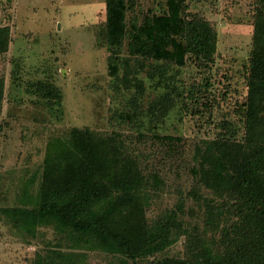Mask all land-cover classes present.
<instances>
[{
    "label": "rangeland",
    "instance_id": "obj_1",
    "mask_svg": "<svg viewBox=\"0 0 264 264\" xmlns=\"http://www.w3.org/2000/svg\"><path fill=\"white\" fill-rule=\"evenodd\" d=\"M184 2L185 18H203L217 32L215 61L206 66L189 56L184 67L170 72L173 105L163 117L153 106L163 89L141 72L146 81L139 97L143 113L129 125L119 117L130 111L135 92L109 75L106 0H0V29L9 30L7 48L0 51V264H36L49 256L46 264H121L120 255L105 252L93 238L58 232L53 226L30 232L16 227L20 223L3 211L37 205L48 142L68 138L74 128L123 134L142 173L159 176L163 184L157 190L149 187L148 220L183 201L186 231L203 228V207L191 196L197 187L192 174L196 149L203 140L223 135L225 122L242 136L260 0ZM129 6V28L167 12V0H131ZM120 53L133 65L127 42ZM40 84L57 96H46ZM202 194L211 197L207 190ZM230 237L227 223L207 245L217 252L229 245ZM186 244L181 235L140 264L186 258Z\"/></svg>",
    "mask_w": 264,
    "mask_h": 264
},
{
    "label": "trees",
    "instance_id": "obj_2",
    "mask_svg": "<svg viewBox=\"0 0 264 264\" xmlns=\"http://www.w3.org/2000/svg\"><path fill=\"white\" fill-rule=\"evenodd\" d=\"M130 2L106 0L105 28L109 75L135 92L130 111L119 117L129 125L143 113L139 97L146 81L141 72L163 89L153 106L160 117L166 116L173 105L170 72L184 67L189 56L206 66L214 63L218 42L209 21L184 17V0H167L164 15L147 18L143 24L133 22L129 28ZM259 3L242 136L225 122L223 135L203 140L196 149L192 174L197 187L191 196L204 210L199 233L184 228L183 201L153 222L148 220L149 187L157 190L162 180L142 173L123 134L105 135L87 128H74L68 138L48 142L37 205L3 210L20 223L16 227L31 232L38 226H53L58 232L93 238L105 252L120 255L121 264L154 258L181 235L187 238L186 258L166 257L150 264H264V0ZM8 35V29H0V51L6 50ZM125 42L133 65L121 57ZM39 88L48 91L46 96H57L50 86ZM202 190L211 197L203 196ZM227 223L229 245L214 252L208 238ZM49 258L36 264H46Z\"/></svg>",
    "mask_w": 264,
    "mask_h": 264
}]
</instances>
